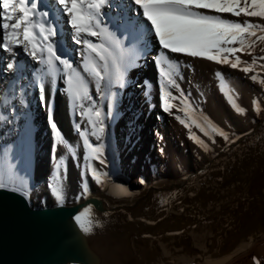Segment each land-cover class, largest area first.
<instances>
[{"label": "bare ground", "instance_id": "bare-ground-1", "mask_svg": "<svg viewBox=\"0 0 264 264\" xmlns=\"http://www.w3.org/2000/svg\"><path fill=\"white\" fill-rule=\"evenodd\" d=\"M225 16L264 24L258 17ZM58 39L73 63L79 64V46L72 42L67 26ZM16 51L20 53L16 57L19 70L12 74L3 71L11 57L0 49V159L15 168L25 163L28 181L1 171L0 178L12 187L26 182L27 199L18 192L1 190L17 194L25 207L40 212L21 222L30 250H39L47 264H255V259L264 264V110L259 113L255 106H264V84L260 83L264 61L257 60L254 71L245 74L229 65L212 66L204 58L168 53L179 64V89L170 90L180 99H170L174 107L165 112L162 78L153 59L160 48L149 38L147 52L125 88L131 113L121 114L117 124L113 119L106 121L110 175L83 200L44 208L32 199L36 193L33 179L45 178L47 183L50 169L57 170L65 154L58 150L49 115L77 149L75 156L81 158L84 148L83 142L78 146L76 124L83 128L84 121L64 92L62 79L46 87V103L40 102L33 86L39 65L21 49ZM243 56L250 64L253 57ZM218 71L236 90L232 100L245 113L238 114L232 100L225 97ZM253 74L257 75L255 82L250 79ZM92 94L96 98L94 89ZM184 97L190 105L182 103ZM220 112L223 123L218 119ZM193 119L224 129L229 140L217 136L212 143ZM194 136H202L209 148L205 150ZM76 159L69 163L67 174L61 175L72 193L84 183ZM81 213L84 222H93L90 234H83L74 222Z\"/></svg>", "mask_w": 264, "mask_h": 264}, {"label": "snow or ice", "instance_id": "snow-or-ice-1", "mask_svg": "<svg viewBox=\"0 0 264 264\" xmlns=\"http://www.w3.org/2000/svg\"><path fill=\"white\" fill-rule=\"evenodd\" d=\"M225 14L264 19V0H121L119 4L114 0H0V30L3 33L0 49L11 57L3 71L15 74L19 70L16 57L20 53L16 49H21L39 65L33 73V86L42 104L46 103V87L62 79L64 92L73 106L80 109L81 119L87 120L88 128L82 129L77 123L76 130L83 141L86 171L100 184L108 173L93 166L92 161L107 166L106 121L115 115L116 94L112 89L127 87L130 73L140 66L139 62L147 52L149 38L160 48L153 59L162 78L165 112L174 107L169 104L170 99H180L170 90L179 89V64L173 62L168 53L227 64L245 74L254 71L257 60L264 61V55L255 56L258 42L264 44V24L229 19ZM65 26L71 30L72 42L79 46V64L73 63L58 39ZM259 51L264 53V47ZM242 55L252 56L251 63L243 61ZM242 64L245 66L241 67ZM216 76L221 84H226L221 72H216ZM250 79L257 81V75H251ZM260 83L264 84V79ZM93 86L96 98L92 94ZM106 96L108 103L105 106ZM182 103L190 105L191 102L184 97ZM231 106L238 114L246 112L235 100L231 101ZM176 119L190 127L180 116ZM192 122L212 143L217 136L229 140L228 133L218 126L204 120L193 119ZM49 123L56 144L65 145L75 156V149L57 129L51 114ZM90 137H94L95 142ZM193 138L207 150L204 140ZM63 164L61 158L57 164L58 180ZM49 187L58 204L63 206V184L58 182ZM0 189L18 192L26 199L30 196L26 182L9 188L0 178ZM87 190L85 182L82 194H87ZM83 215H76L74 222L83 234H90L93 222H84ZM255 264H260L259 259H255Z\"/></svg>", "mask_w": 264, "mask_h": 264}, {"label": "rangeland", "instance_id": "rangeland-1", "mask_svg": "<svg viewBox=\"0 0 264 264\" xmlns=\"http://www.w3.org/2000/svg\"><path fill=\"white\" fill-rule=\"evenodd\" d=\"M259 20L260 19L257 20V23H259ZM260 47H264V44H260L258 42V47H257V50L255 52L257 57L260 56V55H264V53H261L259 51ZM241 59L243 61H245L243 55L241 56ZM204 61L209 63L212 66H214L215 63H216L214 61H209L207 59H204ZM258 61H260V60H258ZM224 65H227V64H224ZM263 71H264V68H263ZM138 85H136L134 89H137ZM220 87H221V89L223 91H226L225 97L229 101L234 98V96L236 94V90H234V88H230L231 85H230V83H228V81H226V84H222V86H220ZM92 89H94V87ZM112 91L115 92V94H116L115 95V100L113 102V104H114V112H115L113 121H114V124H117L118 123V118H119V116L121 114H125L127 116L131 112L129 111V108L127 106L128 99H127L126 94H125V89L114 88V89H112ZM229 93L231 94V96L229 95ZM196 98L200 99L201 96L200 95H196ZM207 100L208 99L205 98V101H207ZM107 103H108V99H107V96H106L105 100L103 101V104L106 106ZM255 106L257 107L259 113L264 110V106H262V105L256 104ZM218 119H219L220 122H222V123L224 122L223 115H222L221 112L219 113V118ZM83 121H84V127L83 128H88L87 120L83 119ZM199 138L203 140L202 136H200ZM65 139H66V137H65ZM90 139L93 142H95L94 137H90ZM81 142H83V141H82V138L80 137L79 142H78V146H81V144H82ZM105 144H106V157L105 158L107 160V164L108 165L105 167L104 165H100L98 161L95 162L96 164L95 163L93 164L100 171L108 173V175L106 177H102V183L98 184L92 178L91 174L86 171V165H85V162H84L83 158H81L79 156H73L71 153H69V151H68V149H67V147L65 145H60L58 150H64L65 154L60 157V159L63 158L64 164L62 165L63 170L59 171L60 172L59 180H58V177H57V170H54L53 168L50 169V171H49V173L47 175L48 179H49V180H47V183L45 182V184H44L45 178L39 179V180L34 178L33 179V189L36 192L32 196V199H33L34 203L37 204V205H41L44 208L48 207V206L49 207L60 206L58 204V202L56 201L55 196L50 197V192L52 193V191H51V189L49 187L50 184H56L58 182H61L63 184V188H64L65 201H64L63 204H74L76 202H79V201L83 200L89 193L96 191V189L97 190L100 189V187L103 186L105 180L110 175L111 170H112V167H111L112 166V155H111V151H110L108 137H105ZM208 148H209V146H208ZM74 149H75V153L77 154V149L76 148H74ZM75 159H76V161H77V163H78V165L80 167V176H81V179L84 181V183H83L82 186H80V188H79L77 193H72L69 183L64 182L62 177H61V175H66L67 174L68 168H69V163L70 162H75ZM191 163L192 162H190V164ZM26 169H27V165L25 163H22V164L18 165L17 168H15L13 165H10L9 163L4 164L3 161H1V159H0V171H1V173L3 172L4 174H7V175L9 173L10 175L12 174L13 176H15L17 179H22V180L28 181V179L26 177ZM135 179L138 180V181L142 180L141 178H135ZM85 182L87 183V189L88 190H87V194H82ZM8 187L11 188L12 186H8ZM43 188H45L44 191H43ZM5 190H7V189H5ZM59 264H69V263H59Z\"/></svg>", "mask_w": 264, "mask_h": 264}, {"label": "water", "instance_id": "water-1", "mask_svg": "<svg viewBox=\"0 0 264 264\" xmlns=\"http://www.w3.org/2000/svg\"><path fill=\"white\" fill-rule=\"evenodd\" d=\"M40 214L17 194L0 190V264H47L39 250H30L21 222ZM54 216L53 213H49Z\"/></svg>", "mask_w": 264, "mask_h": 264}]
</instances>
